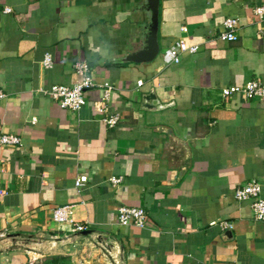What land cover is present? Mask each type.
Wrapping results in <instances>:
<instances>
[{"label":"crops","instance_id":"crops-1","mask_svg":"<svg viewBox=\"0 0 264 264\" xmlns=\"http://www.w3.org/2000/svg\"><path fill=\"white\" fill-rule=\"evenodd\" d=\"M144 2L0 0V136L20 138L0 146V264L48 256L71 264H264V222L234 199L251 180L264 198V100L221 96L264 82V16L253 12L264 0H159V55L120 62L142 46ZM226 18L237 19L234 42L217 39ZM180 38L198 51L164 66L163 52ZM46 54L50 69L41 65ZM78 60L97 84L114 87V128L94 108L97 88L78 112L42 93L72 86ZM149 92L170 106L141 110ZM61 206L72 207V223L52 221ZM121 206L144 209V227L120 226Z\"/></svg>","mask_w":264,"mask_h":264},{"label":"built area","instance_id":"built-area-1","mask_svg":"<svg viewBox=\"0 0 264 264\" xmlns=\"http://www.w3.org/2000/svg\"><path fill=\"white\" fill-rule=\"evenodd\" d=\"M9 12V9L5 10ZM258 18L264 16V5L256 7L253 10ZM238 26L237 19L226 18L222 23V30L217 36V39L222 42H234L237 40L235 35ZM182 33H186V27L180 28ZM198 51V46L189 44L184 38L176 40L162 54V62L164 66L176 65L181 61L182 56L192 55ZM52 59L49 54H46L41 62L45 69L52 68ZM73 72L76 77V82L72 86L53 85L42 93L50 100L54 101L60 108L71 110L73 112L80 111L87 103L88 91L97 88L100 92L97 100L93 101L96 112L101 115V121L107 128H114L121 120L118 113L109 112V101L114 87L104 82L97 84L92 73L90 65L84 60H78L73 64ZM234 95H242L247 100H264V82L254 79L246 82L242 86H231L221 90L223 99L228 100ZM6 97L2 89H0V102ZM35 119H32L34 122ZM20 144V138L15 135L4 134L0 136V146L10 147ZM87 176L82 175L74 182V188L79 192L87 182ZM122 181V178H110L109 182L113 186H117ZM261 184L256 180H251L245 185L237 188L234 192V199L237 202H249L252 211V217L255 221L264 222V198L261 195ZM6 195V189L0 188V198ZM71 206H61L53 209L51 218L56 224L62 225L72 223ZM118 224L120 226H136L144 227L145 211L140 207L121 206L117 214ZM211 227L218 226L221 230H229L232 225L228 222H211ZM76 232L86 231L85 226L75 224Z\"/></svg>","mask_w":264,"mask_h":264},{"label":"water","instance_id":"water-1","mask_svg":"<svg viewBox=\"0 0 264 264\" xmlns=\"http://www.w3.org/2000/svg\"><path fill=\"white\" fill-rule=\"evenodd\" d=\"M142 10L145 12L147 21L143 29L142 46L138 51L125 56L120 62L136 64L150 63L159 55V44L157 39L159 0H145ZM169 106L170 104H161L154 92H149L142 96L140 109L160 111ZM159 130L170 134L168 130H164L163 128H159ZM89 234H91V232L88 230L81 232L83 236Z\"/></svg>","mask_w":264,"mask_h":264},{"label":"trees","instance_id":"trees-1","mask_svg":"<svg viewBox=\"0 0 264 264\" xmlns=\"http://www.w3.org/2000/svg\"><path fill=\"white\" fill-rule=\"evenodd\" d=\"M41 264H71L70 259L63 256H48Z\"/></svg>","mask_w":264,"mask_h":264},{"label":"rangeland","instance_id":"rangeland-1","mask_svg":"<svg viewBox=\"0 0 264 264\" xmlns=\"http://www.w3.org/2000/svg\"><path fill=\"white\" fill-rule=\"evenodd\" d=\"M41 263H42V262H41ZM41 263H40V264H41Z\"/></svg>","mask_w":264,"mask_h":264}]
</instances>
